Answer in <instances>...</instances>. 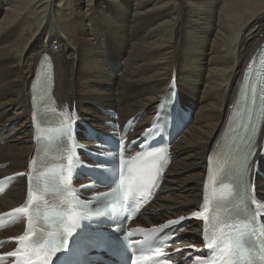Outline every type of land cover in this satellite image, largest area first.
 Listing matches in <instances>:
<instances>
[{
  "label": "bare ground",
  "instance_id": "6f19581e",
  "mask_svg": "<svg viewBox=\"0 0 264 264\" xmlns=\"http://www.w3.org/2000/svg\"><path fill=\"white\" fill-rule=\"evenodd\" d=\"M263 42L264 0H0V179L24 171L34 151L30 86L46 55L55 63L60 106L77 107L96 128L140 118L130 139L149 127L170 84H177L194 120L173 148L148 224L198 210L206 169L233 126L243 73ZM263 135L249 148H258L250 167ZM258 183L264 200V182ZM24 199L19 180L0 199V213ZM200 235L199 224L189 226L182 257Z\"/></svg>",
  "mask_w": 264,
  "mask_h": 264
},
{
  "label": "snow or ice",
  "instance_id": "6c2138e0",
  "mask_svg": "<svg viewBox=\"0 0 264 264\" xmlns=\"http://www.w3.org/2000/svg\"><path fill=\"white\" fill-rule=\"evenodd\" d=\"M70 136L71 133H68ZM146 139V137H145ZM121 157L119 164V184L115 187H111L108 192H101L96 196H93L91 200L82 202L79 199H73L72 201H68L66 199L61 198V204L63 205L62 209H57L55 205H51V211H45L41 213V209L36 208L34 213V218L39 222V220L43 219L44 222V230H41L37 233L35 239H32L28 233L17 237L16 239L20 242H27L25 247L18 248L16 251L9 252L6 255L9 257H18L17 264H33V257L39 259L40 264H53V257H57V254H61L59 259V264H82L79 259L81 249L88 243L90 240H102L103 237L100 235H82L80 241H77L75 245L72 244V238L77 233V229H81L86 221L94 220V217L103 216L104 211L103 208L105 206L110 207L111 203L114 200L119 199V194L123 192L125 198L129 195L134 196L135 192L140 190L139 183H127L125 182V173L128 171L122 156V151L118 153ZM251 155V152L245 154L244 160H247V156ZM68 163L67 165H57L56 168L64 169L65 167L70 168L73 163V157H66ZM78 163V162H76ZM17 176L23 175L22 173H17ZM58 173L55 169L51 170V174L48 181L47 191L49 193H56L61 191L62 185H59L56 177ZM92 185H88L91 187ZM242 194L244 192L243 183L241 184ZM29 197H31V193H29ZM31 203V201H30ZM253 203H257V201H253ZM47 205V201H45ZM207 207V204H205ZM16 213H28V207H19L14 209ZM192 218L196 219H207L205 212L203 211H195L192 214ZM257 218H261L264 220V205L257 207L255 212L251 217H247L243 222L237 221L236 227L237 231L235 234H229L227 239H223L221 246V238L217 237L216 233L213 232L211 238L205 239L206 247L209 250L215 251L216 248H219L220 253L223 257H233L237 250L241 248L242 241L245 236H253L254 231L249 233L247 230L250 226H254ZM32 219V217H30ZM188 219L186 217H180L179 220L169 221L168 224L162 226V228L167 229L169 225H179L175 227L174 232L179 233L182 231L183 225L180 223L181 221ZM85 221L83 225H81V221ZM223 224L226 228L233 227V225L229 224L227 220H219L218 224L215 227H219ZM207 228V224L205 225ZM54 229V231H47L45 235V230ZM122 227L117 224L116 227L112 229L113 232H120ZM32 229H29L31 232ZM264 231V228H262ZM131 233H129V236ZM71 238V243L69 242ZM173 239L175 236L173 235ZM135 243V242H131ZM215 246V247H214ZM181 250L177 249L174 254L179 253ZM22 254V256H21ZM167 259H171V256L167 257ZM132 264H136L135 260H132ZM199 264H208L207 261H200ZM227 264V261H226Z\"/></svg>",
  "mask_w": 264,
  "mask_h": 264
},
{
  "label": "rangeland",
  "instance_id": "374dc122",
  "mask_svg": "<svg viewBox=\"0 0 264 264\" xmlns=\"http://www.w3.org/2000/svg\"><path fill=\"white\" fill-rule=\"evenodd\" d=\"M122 57L125 58L124 55H123ZM124 63H125V61H122L121 65L124 66ZM108 92H110L109 89H108ZM195 105H196V104H195ZM196 106H198V105H196ZM153 107H154V106H153ZM9 130H10V129H9Z\"/></svg>",
  "mask_w": 264,
  "mask_h": 264
}]
</instances>
